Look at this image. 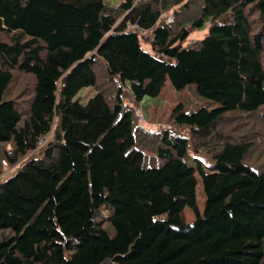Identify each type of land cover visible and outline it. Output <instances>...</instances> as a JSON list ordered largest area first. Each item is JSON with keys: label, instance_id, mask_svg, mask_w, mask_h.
<instances>
[{"label": "trees", "instance_id": "obj_1", "mask_svg": "<svg viewBox=\"0 0 264 264\" xmlns=\"http://www.w3.org/2000/svg\"><path fill=\"white\" fill-rule=\"evenodd\" d=\"M263 118L264 0H0V264H264Z\"/></svg>", "mask_w": 264, "mask_h": 264}, {"label": "rangeland", "instance_id": "obj_2", "mask_svg": "<svg viewBox=\"0 0 264 264\" xmlns=\"http://www.w3.org/2000/svg\"><path fill=\"white\" fill-rule=\"evenodd\" d=\"M125 0H103L107 5H116ZM165 17V15H162ZM167 22H171L170 18L166 19ZM207 22L202 25V27L194 32H192L182 43V47H187L191 42L200 40L206 34ZM139 46L143 51L148 52L151 55H155L148 43L143 40H139ZM94 95V92L91 88H82L79 90L76 95L73 97V101H76L79 104H85L86 101ZM181 105L183 112L191 113L199 109L213 110L218 107V104L198 95L194 85L190 84L184 87L181 90H174L170 84L165 81L164 86L162 87L158 96L153 98L143 97L138 103L139 111H141L143 121L140 123L142 126L147 127L151 131H156L159 128L167 127L166 120L168 118L170 110L176 106ZM264 120V118H263ZM264 148L263 146L257 148V151L260 153ZM261 155V153H260ZM195 159L201 161L205 167L211 166L213 160L210 159V156H205L201 153L194 155ZM263 156L257 160H261ZM15 168L6 170L2 175H0V183L5 181L12 175V172ZM196 201L199 210L203 206V195L199 185L196 187ZM186 221L190 222L193 220V215L189 212H185Z\"/></svg>", "mask_w": 264, "mask_h": 264}, {"label": "built area", "instance_id": "obj_3", "mask_svg": "<svg viewBox=\"0 0 264 264\" xmlns=\"http://www.w3.org/2000/svg\"><path fill=\"white\" fill-rule=\"evenodd\" d=\"M134 116L137 119L138 123H141L143 121L141 111L135 110L134 111ZM148 130L151 131L150 129H148ZM151 132H153V131H151Z\"/></svg>", "mask_w": 264, "mask_h": 264}]
</instances>
